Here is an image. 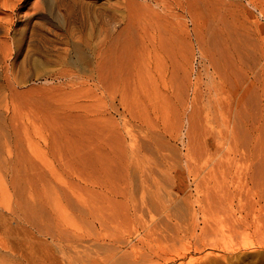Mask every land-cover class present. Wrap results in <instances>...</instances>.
<instances>
[{"label": "bare ground", "instance_id": "6f19581e", "mask_svg": "<svg viewBox=\"0 0 264 264\" xmlns=\"http://www.w3.org/2000/svg\"><path fill=\"white\" fill-rule=\"evenodd\" d=\"M54 1L55 3L51 7L52 8L55 7L59 13V16L61 13V15H63V17H65L66 20L68 21L75 20L76 18H79V15H81L83 17L90 18V20L101 19L102 21L103 19L104 22H106L104 27L102 25V29L104 31L103 35L105 34L104 49H106V54H107L105 56V58L107 57L106 59L107 64L105 63L107 66L106 67L107 73H106V77L105 78L103 77V79L100 81V85H102L105 92L109 94V98L111 101L107 103L108 106L106 108V114L103 110L102 112L104 114L101 115L97 111L99 110L97 108L99 107L97 105L98 104L97 102L100 99H98V96H96L97 93L92 94L97 97L98 101L95 100L96 97L95 98L92 97V99L94 98L95 100V103L93 101L94 110L92 111L93 114L91 118L88 120V122L90 121V127L88 129L90 128L91 129L89 132H87L88 134H90V136L87 135V137H89L88 138L89 140L87 139L88 151L85 156L87 162H85V167H84V173L86 178L84 179L87 182L89 181L88 182L89 186L90 185L91 186L90 189L89 187L88 189L91 191L88 190L89 192L87 191H86L87 193L84 192L86 197H84L85 195L82 196L81 194H78L80 193L78 191L76 194L74 191L73 192L69 191V189L60 188L58 192H56V194L54 192V198L52 200V195L50 196L49 194H47L45 188L38 187V182L40 183L43 181V173H41L38 170L36 165H33L30 162L27 163L26 159H24V155H21L20 152L15 151L14 154L12 153L11 150L8 149L11 146V144L14 142V138L13 136H11L10 133L7 134L4 132V130L6 129L4 125L0 126L4 128V129L2 128L0 129V163H2V165L1 164L0 165L5 166L6 174L10 176L16 183L15 192L17 197L13 205H10L7 208H3L0 206V264H145V258L147 257L148 253L146 252V248H142L143 247L142 244L140 245V247L138 245V243L143 242L142 241L143 239H141L140 241H137V238L132 239L133 238L132 233L134 232L133 234L135 236V233L137 232L136 228H138L137 227L138 225L135 226L136 228L134 227L132 228V225L133 223L135 222L137 223L139 220L142 219H143L142 222L145 221L143 217H145L146 219V216L145 215L143 216V214L146 213L143 212H147L148 210L144 211L145 210L144 208L147 209V207H150V209L152 208L153 210L156 209L155 210L156 212L154 211L155 217H156V213H158L157 215L160 214V212H157L160 211L159 208H161V213H162L163 211L162 209H165V207L168 205L167 202L170 200V198L169 200H166L165 198L166 196L164 195L168 191H169V193H167L168 195L166 194L167 198L169 195L173 196L174 194L173 192H171L172 193L171 194L170 190H167L166 193L164 194L160 193V187L159 186L156 187V185H159L161 181L159 180L158 183L154 178L155 174L153 175L152 172H156V170L152 171L151 169L152 166L148 167L150 173L148 172L147 168L145 171L144 167L148 162L144 164V162L146 161V160L144 161V156L148 155V153L147 155H145L146 154L145 152H148L146 150H148L150 146H148V149L146 148V150L143 152L144 153L143 156V154H141L142 152H140L141 147L137 148L139 146H142L145 149L143 144L142 145L138 144V146L136 147L135 142L138 140H136L135 142L132 140L135 143L134 144L130 142L131 144H134L132 145L134 147L131 148L133 149L132 150L133 156L136 153H139L140 155L143 156V158L142 156L140 158L144 162L142 163L141 159L140 160L138 159L139 157L137 158V161L135 157L134 163H133L134 158L133 160L131 159L129 160L130 157L128 158V154H127L128 149L126 148V143H128L127 136L123 131L124 129H121L120 123L116 121L115 119L116 117H114L115 115H117L120 116V118H122L124 112L121 111V109L123 107L125 108V105L130 104L129 101L127 102L128 104H125L126 97L129 93H133V92L127 93L129 91L127 90L128 87L127 85L131 83L130 77L132 76L133 79L134 76L132 72H131V76L129 73V79L127 78L128 75L125 76V78L129 80V83H126L128 82V80L125 82L126 79L124 78V75L126 73L124 74L123 73L124 71L122 69L124 59L122 58L121 54L126 49L125 46L128 44V37H127L128 34L126 36V30L131 33L134 30L135 32L140 34L142 38H146V37L149 38V40H145V39L143 40L142 46L144 48L147 45H151V47L153 46V48L154 47L157 48V49L155 48L156 50L154 49L156 52L158 49H160V51L165 54L168 63L164 57H162L164 61L159 60L160 63L166 62L165 64H163L166 66L169 64L168 68L169 66L171 67L172 75L173 73L176 74V76L173 75L175 77V78L173 77V79L178 78L181 81L177 84V86L180 89L178 88L176 92L180 90L181 93V95L179 93L181 97L178 96V98L180 97L179 103L184 107L182 115L185 116L186 111L191 110L189 116L186 117L188 129H189L187 159L198 160V162L199 160L205 161L204 164L207 166V168H209L208 174L211 175L212 177L214 176L216 177L217 175H222L224 180L229 178H234V179L240 178L241 176L246 177L250 174H253L251 173L252 167L257 165V163L256 164L254 163V153H255L253 148L254 146H256L255 148H257L258 146L257 149L260 150L259 154L260 155L262 154L261 156L258 155V157L256 158L264 159L263 156L264 154L261 153L264 147L259 148L260 140H257L259 143L257 142L258 145H255L256 142L254 144V139H253L254 132H256V129L258 128L259 130L261 129L263 125L261 121L264 120V64L262 63L260 66L259 64L258 65L255 64L257 66L251 65L250 63L253 60L254 62H259V61L255 60L254 58L252 61H248L247 59H245L246 57L244 56L245 54L243 55V53L239 51V49L242 48L237 47L235 42H234L235 45H233L232 47H227L226 42L228 40L225 42L223 41L226 44L225 45L226 47L223 46L224 45L223 42L220 43V40L222 41V39L219 38V33H220L219 29H218V35H215V34H211L210 32L208 33L209 30L207 32L204 31L201 32L197 28V24H198L197 20L199 21L201 20V18L210 19L207 17V15L211 16L210 14H212L214 10L215 12L217 11L215 5L218 0H208V1H204L202 4L201 2H199L200 0H54ZM201 5H204V7ZM248 5L253 6L251 5V2ZM85 6H88V8L86 7L87 8L86 10H84ZM172 6L173 7L176 6V7L172 8ZM42 8L40 7V0H34V1L0 0V11H2V13L3 12L5 13L7 11L10 12L9 14L7 13L8 15L6 16L8 18L11 17L9 18V20L6 19V17L3 18L4 17L3 15L5 14L2 13H1L2 18L0 17V70L3 71L4 75L2 74L3 75L2 77L5 80H9L11 78L12 72L10 71L13 69L14 66H16L17 62L22 63L21 65H23L24 63L26 65V63H29L32 53L29 52L27 54L25 53L26 54L25 56H22L23 55L22 53L24 52L23 50H25V52L28 51V50L26 51V49L28 48L25 47L28 43V40L30 38L32 39L34 35L33 33L32 34L30 33L31 35L30 34L26 35L25 26L26 25L31 26V30H33L34 33H35L34 30L36 29L39 31L38 28H40V31H42L41 30L42 25L36 21H33L35 15L38 14V12H40ZM253 8L254 10H256V12H258L260 17L264 19V11L263 10L260 11L258 5H254ZM49 10H51V8L48 9V11ZM57 11L54 13H57ZM219 11H221L220 8ZM215 12L213 15L216 14ZM16 17H17V21H15ZM186 18H191V20H193V23L195 25V30H193L194 31L193 33H191L190 30H187V27L185 25L187 23L183 21V19ZM15 22H18V25L24 27V33L18 27L17 29L15 28ZM213 23L215 24V22ZM199 25L200 24H198V26ZM207 25L206 27H209ZM214 27L215 26H213V28ZM217 28H215V30H217ZM13 30L16 32L15 34L13 33ZM70 30L67 29V31ZM220 34H223V32H221ZM19 35L21 36V38H19ZM37 35L39 36V34ZM71 36L72 38H74L73 33L71 34ZM35 37L34 40L38 39V38L35 39ZM193 37L195 38L194 40L192 39ZM226 37L225 39H227ZM38 40L36 42H39ZM25 41L27 43H25ZM147 41L149 42V44ZM193 42L195 43V45ZM230 42H232L233 44L232 40ZM35 44L36 43H34V45ZM74 46H75L74 50L80 56V59H83L84 58L83 47L78 44ZM56 48H58L57 45ZM56 48H52V49H56ZM249 57L250 56L246 58ZM25 67L26 66H23V69ZM14 68L16 69L17 67ZM165 68L166 67L163 68V71H165L164 70ZM199 68H202V70L200 71ZM15 69H13L14 72ZM23 69L22 68L20 69V71L21 70L23 71L21 73L25 72ZM125 72H127L128 74V71ZM25 73H27V71ZM98 75L100 74L98 73ZM140 76L142 75L140 74ZM193 77H195V79ZM100 78L102 77L100 76ZM145 78L141 77V79L139 80H137L136 78V80L139 82V86L134 88V90L139 95V97L137 95V98L139 100L138 103L139 109H137L138 111L136 113L140 111V117H138L139 113L138 116L136 113L131 115V117L136 115L138 118H140L138 120L141 121L142 126L143 124L146 123L147 108H149L147 106V100L148 97L150 96V94H148L149 88L148 85H146L147 80ZM192 78L194 79V81L192 80ZM24 81L26 82V80ZM185 82H187V84H185ZM176 83H177V79H176ZM3 84L4 83L2 82L1 85ZM185 90H188V92H192L193 94L192 100L186 105V107L184 101ZM254 91H257L256 102H258L257 109H259L256 111V113H258L257 118H255V114L253 113ZM136 92L135 95L137 94ZM129 95L131 96V94ZM104 103L106 104V102ZM92 112L90 111L89 114ZM132 112L133 110L129 112V114H132ZM4 113L0 111V116L3 115ZM6 115L7 114L3 115L4 119H1V121L6 120L7 122L8 116ZM136 116H134V118H137ZM1 124L2 123H0V125ZM126 125L127 124L125 123L124 126ZM257 125L258 127H256ZM137 126L140 125L137 124ZM65 130L63 131L65 132L64 135L66 137L67 136L73 137L71 135L72 134L74 135V133L71 131V129H69V132L68 131L66 132ZM125 131L127 130L125 129ZM54 132L55 130L52 131L53 141H54L52 154L55 158H57L59 156L61 157L60 151L62 149L64 148L67 150L69 149L70 143L66 141V143L61 144L60 135H62L63 133H59L60 131H58L56 136L54 135ZM132 138L134 139V136ZM147 138L148 137H146L145 140ZM141 142L143 143L144 141L142 140L140 141V143ZM153 143L148 142V145L150 144L153 145ZM156 143L159 144L158 142ZM131 144L129 146H131ZM156 148L158 149L157 145L155 147V150H157ZM151 150L152 149H149L150 155L151 152L155 151V150L153 151ZM159 151L161 150L159 149ZM72 155H75V157L77 158L76 150L75 153L73 150ZM150 155H148L147 157L148 159ZM156 155L160 156V153L158 152V154ZM261 159L259 160L260 161L259 163L260 164L262 163L261 168H264L263 167L264 162H261L263 160ZM157 162L161 164V161L158 160ZM157 162L154 163L157 164ZM23 163L28 164L27 168L26 167L22 168ZM259 163L258 166L260 167ZM258 166H256V168ZM164 167L165 166H163L162 168ZM142 169L143 171H145L144 173L141 171ZM139 171H141V173L143 174L140 175L141 173ZM137 172L140 174H136ZM146 172H148L151 175L147 174ZM133 174L134 175L136 174L138 176L140 175L142 178L140 182L141 185L136 183V185H140L141 194L140 193L137 194L136 192L137 190L134 189L135 187L132 183L134 179L133 180L130 179L132 177L135 178ZM146 174L148 176H146ZM31 176H34L35 178ZM163 176H165L164 179V183H165V181H167L168 178L164 174ZM150 177L152 178V181ZM23 178H25L26 180L24 179L25 180L24 181ZM139 180L137 182H139ZM23 181H24V185H26V187L24 186V188L22 187ZM153 186L156 187L157 189L156 191L152 190ZM173 188L174 187L172 186L171 191H173ZM185 189L189 190L190 187H186L185 185ZM223 189L233 193H236L237 191L234 190L232 186H228V185H225ZM65 190H68L69 192ZM137 195L142 196L141 198L138 199L140 200L142 206L139 204V201L137 200ZM180 196H178L177 198H179ZM183 197L185 196L183 195ZM229 197H231L230 198L231 202L234 203L236 201L238 203V209L240 212H241V208H244L246 206V203L249 202V198L245 194L229 195ZM171 202H173L171 203L172 205L174 204L175 200H172ZM251 203H252V208L255 210L258 206L261 205V203H264V195H258V198L252 199ZM166 208L168 209L169 207ZM150 209L149 212L151 211ZM232 209H234L233 206ZM260 209L261 207L257 208V210ZM149 212H147L148 215L152 213L150 212L149 214ZM166 213L163 216H166ZM140 215L142 216L141 217L142 219H138ZM155 217L150 216L151 219ZM162 218L166 219V217H162ZM136 219H138V221H136ZM246 219L245 217L242 216L236 218L237 220L236 222L238 224L236 225L237 226L236 231L237 228L241 229L239 227L244 221H247ZM78 220L81 223L86 224L85 227L87 225L88 227L91 225L92 232L91 230H89V232L91 233L85 234V232L82 233L81 231H79L78 230L79 228L75 224L76 221ZM149 220L146 222H149ZM142 222L140 221V224H142ZM156 223L158 224L159 221H156L154 223L155 226H157ZM125 225L130 226L129 229L133 231H129V232L125 231L123 233L119 232L123 230L120 228L121 227L124 228ZM160 225L161 224H158V226ZM167 225L170 227L169 224ZM155 226L152 225L153 228ZM144 227H142V229ZM152 227H150V229ZM160 227L158 228L160 229L164 228L163 226ZM156 228L157 227H155V229ZM160 229L158 230L159 232ZM124 230L126 229L124 228ZM149 230L147 231L149 232ZM151 230L150 232L152 233L153 231ZM162 231L165 232L163 229ZM162 231L160 232L161 234ZM148 232H146L145 234L143 233L144 236ZM156 232L154 231L153 235ZM152 243H154V241H152ZM145 244L148 245L149 242L147 241V243ZM203 244L204 243H202L201 245L202 247H199L196 250L204 252L203 249L206 246H204ZM210 245L209 247H211ZM149 246L153 247V245L151 244ZM260 246L262 247L263 245L261 244ZM249 247H247L246 245V247H244L245 248L244 251L246 250L247 252V249H250ZM140 248L145 249V252L142 253L140 251L141 250ZM187 249H189V247ZM241 249L238 250L241 251ZM240 251L238 253L239 255L241 254ZM253 251L254 250H252V252ZM187 252L190 251L187 250ZM214 254L212 251H207V253L204 254L203 260L209 261V264H223L219 262V259L215 260L210 258ZM243 254L247 255V253H242V255ZM144 255L146 256L145 258ZM181 255L178 254V256L180 257ZM185 256L183 257L186 258ZM214 256L218 257L217 255ZM241 257L242 256H240V258ZM168 258H167L168 261L165 262L164 264H170L172 262V258L174 257H171V260L170 257ZM224 259L227 260V258ZM259 259H260L259 261H257L258 259L257 260L255 259L257 261V264H264V257H260ZM148 260L151 261L150 258ZM247 260H250L248 264H251V262L253 261L252 259L249 258H246V261ZM149 261H147L148 263L146 264H149ZM198 261L194 259H190L188 263L182 261L180 262V264H192V263H198ZM159 263L161 262H158V264ZM231 264H245V263L244 260H239L238 263H231Z\"/></svg>", "mask_w": 264, "mask_h": 264}, {"label": "rangeland", "instance_id": "374dc122", "mask_svg": "<svg viewBox=\"0 0 264 264\" xmlns=\"http://www.w3.org/2000/svg\"><path fill=\"white\" fill-rule=\"evenodd\" d=\"M53 1L40 0V7L41 8L46 7V8L44 9L42 8L43 10L41 9L40 12H38V14H36L33 19V21H36L42 25V27L40 25L42 31H40V28H38L39 31L36 29L34 30L35 31L34 33L33 30H31V26L26 24H25L26 26L24 25L26 27L25 30L26 35L33 33L34 37L36 36L35 39L36 38L40 39L42 37L40 40L38 39L34 40V37L32 38L33 40L30 38L29 39L30 41L28 40V43L25 41V43H27L25 48H28L26 49V51L27 50L28 51L25 52V50H23L24 52L22 53L23 54L22 56H25L28 52L32 53L29 63H26V65L25 63L21 65L22 63L17 62L16 66H14L17 68L15 69L13 67V69H15V72L13 69L10 71L12 73H11V78L9 80H5L2 77L4 74L3 71L0 70V78L1 81L4 83L3 85H1L2 82L0 81V92L2 93V95L0 93V106H1L0 111L3 113L5 111L3 115L7 114L6 116H8L7 122L6 120L1 121V119H4V116L3 115L0 116V123H2L0 126L4 125L6 127L4 132L7 134L10 133L11 136H13L14 138V142L11 144V146L8 149L11 150L12 153L14 154L15 151L20 152L21 155H24V159H26L27 163L30 162L33 165H36L38 170L41 173H43V181L40 183L38 182V187L45 188L47 194H49L50 196L52 195V200L54 198V192L56 194V192H58L60 188L69 189V191L71 192L74 191L76 194L78 191L80 192L78 194H81L82 196H84L85 193L91 191L89 190L91 186V185L89 186L88 183L89 181L87 182L84 179L86 178L84 173V167H85V162H87L85 156L88 151L87 139L89 138L87 137V135L90 136V134H88L87 132H89L91 129V128L88 129L90 127V121L88 122V120L91 118L93 114L92 111L94 110L95 100L98 101V99H100L97 102L98 103L97 105L99 106L97 107L99 109L97 111L101 115L104 114L102 112L103 110L106 114V108L108 106L107 103L111 101L109 98V94L105 92L103 86L100 85V81L103 79V77L104 78L106 77V73H107L106 71L107 57L105 58L107 54H106V49H104L105 34L103 35L104 31L102 29V25L104 27L106 22H104L103 19L102 21L101 19H93L94 20L93 21L90 20V18L83 17L81 15H79V18H76L75 20L68 21L66 20L65 17H63V15H61V13L59 16V13L55 7H53L54 9L51 7L55 3V1L54 2ZM204 1H208V0H200L199 2H201L202 4ZM250 2L251 5L253 6L258 5L260 11L261 10L264 11V0H218L215 5L217 11L215 12L214 10L216 14L213 15L214 14L213 12L212 14H210L211 16L207 15V17L210 19L201 18V20H199L200 23L197 20L198 24H200L199 26L197 24V28L201 32L203 31L207 32L209 30L208 33L210 32L211 34H215V35H218V29H219L220 33L223 32V34L219 33V38L222 39V41L219 39L220 43L228 40L227 41L228 43L226 42L227 45L223 42L224 44V45L222 44L223 46L226 45L227 47H232L233 45L236 44L237 47L242 48L239 49V51H241L243 55L245 54L244 56L246 57L250 56L249 58L245 57V59H247L248 61H252L254 58L255 60L259 61V62H254L253 60L250 63L251 65L257 66L259 64L260 66L262 63L264 64V19L260 17V15L258 14V12H256V10H254L253 6L248 5ZM201 6L204 7V5ZM86 7L88 8V6H85L84 10L87 9ZM174 7L172 6V8ZM50 8L51 10L48 11V9ZM219 8L221 9L222 12L219 11ZM56 11L57 13H54ZM1 13L2 11H0V17L2 14H5L3 15L4 16L3 18L6 17V19L8 20L9 18H11V17L8 18L6 16L10 13L8 11L5 13L3 12L2 14ZM50 14L52 15V17ZM186 19H183V21L187 23L185 24L187 30H190L191 33H193L194 32L193 30H195V25L193 23V20H191V18H186ZM204 20L206 24L204 23ZM15 21H17V17ZM99 22L101 23L103 22L104 24L103 23L101 24ZM213 22H215V24ZM92 24H94L95 26ZM99 25L101 30L99 28ZM206 25L209 27H206ZM212 25L215 27L213 28ZM17 27L20 30H22V32L24 33V27L18 25V22H15V28L17 29ZM215 28H217V30H215ZM67 29L70 31H67ZM13 33L15 34L16 32L13 30ZM72 33L74 38H72L71 36ZM37 34H39V36ZM126 36L128 37V44L125 46L126 49L121 54L122 58L124 59L122 69L124 71L123 73L124 74L126 73L124 75V78L125 76L128 75L127 78L129 79V73L131 76V72L134 76L133 79L132 76L130 77L131 83H129V80L125 78L126 79L125 82L128 80V82L126 83H129L127 85L128 86L127 90H129L127 93L129 92H133V93H129L131 94V96L129 94L127 95L126 93L127 97L125 104H128L127 103L128 101L130 104L125 105V108L123 107L121 109V111H123L125 115L122 112L123 114L122 118H120V116L117 115H115L114 117H116L115 118L116 121L120 123L121 129H124L123 131L127 136V142H128L126 143V148L128 149L127 154H128V158L130 157L129 160L130 159L133 160L134 158L133 163L135 162V157L137 161V158L139 157L138 159L140 160L141 159L140 157L142 155L136 153L133 156L132 153L133 149L131 148H133L134 146L132 145L136 143L135 146L137 147L138 144L140 145L143 144L145 149L142 146L137 147V148L140 147L143 148V149L140 148L141 150L140 152H142L141 154H143V156H144L143 152L146 150V148L148 149V146H150L149 149H152L151 151L155 150L156 145L158 146V149L156 148L158 151L155 150L151 152V155L149 154L150 153L149 149L146 150L148 152H145L146 153L145 155H147L148 153V155H150L149 159L147 158L148 155L144 156V161L145 160L146 161L144 162L141 159V162L142 163L144 162V164L148 162L150 164V166L148 163L146 164V166L144 167L145 171L147 168L149 172L150 170L148 167L151 166H152L151 168L152 171L156 170V172H152V174L153 175L155 174L154 178L158 183L159 180L161 181L159 185H156V187L157 186L160 187L161 194L166 193L167 190H170V193L173 192L174 195L173 196L169 195L168 198H167L168 195L167 193H169V191L166 193L167 195L166 194L164 195L166 196L165 197L166 200H169V198L170 200L171 199L175 200L174 204L172 205H171V203H173L171 202L172 200L171 201L169 200L170 202L168 201L169 203L167 202L168 205L166 206L169 208L167 209L165 207V209H162L163 210L162 213H161V208H159L160 211L157 212H160L162 216L160 214L157 215L158 213H156V217H155L154 213L156 212L155 211L156 209L153 210V208L150 209V207H147V209L144 208L145 209V210L143 209L144 211L148 210L147 212H149L150 209L151 210L150 212L152 213L150 214L149 212L150 215H148L147 212H143L146 213L143 214V216L144 215L146 216V219L145 217H143L145 221L142 222L143 219L141 218L142 216L140 215L138 219H142V220L138 221V219H136V221L138 222L137 223L135 222L136 224L133 223V225L135 224L134 226L132 225V228L133 227L136 228L135 226L138 225L137 226L138 228H136L137 232L135 231L138 235L135 233L134 236L133 234L134 232H133L132 239L137 238V241L143 239L142 243H138V242L137 243L139 247L142 244L143 247L142 246L141 247L146 248V252L149 254V256L147 254V257L145 256L146 253L144 255V258L146 257L145 264L148 263L147 261H149L148 260L149 258L151 259V261H149V264H154V262L155 264H158V262L164 264L165 262L168 261L169 259L168 257H170V260L171 257L175 258V259L172 258V262L170 264H180V262L182 261L188 263L190 259H194L196 261L199 260L198 263H192V264H209V261L203 260L204 254L207 253V251H212L213 254L215 253L214 255L218 256L215 257L213 255L210 258L215 260L219 259V262L223 264L238 263L239 260H244V263L248 264L250 260L246 261V258L253 260L252 262L254 263L251 262V264H257V261L260 260L259 258L264 257V203H261V205L257 207V208L261 207L260 210H257V208L254 210L252 208V203H251L252 199L258 198V195H264V168H261L262 163L261 164L259 163L260 162L259 160L261 158L258 159L256 158L258 157V155H260L259 154L260 150L257 149L258 146L257 148H255L256 146L253 147L255 152L254 163L255 164L257 163V165L253 163L255 165V166L253 165L254 167H252V171H251V173L253 174H250L246 177L241 176L240 178H235L236 180L234 178H229L224 180L222 175H217L216 177L215 176L212 177L211 175L208 174L209 168H207V166L204 164L205 161L199 160L198 162V160L187 159L189 129H188L186 117L189 116L191 110L186 111L185 116L182 115L184 107L179 103L181 93L180 90L176 92L179 88L177 84L181 81L178 78H176L177 79V83H176V79H173L174 77L173 75L176 76V74L173 73L172 75L171 67L169 66L168 68L169 64L166 66L163 65L166 62L165 63L161 62L162 64L160 63V61H164L162 57H164L166 60L165 54L162 53L160 49L157 50L158 52L157 54V52L155 51L157 49L156 47L153 48V46L151 47V45H147L144 48L142 46L143 40L144 39L149 40V38L147 37L142 38L140 34L135 32L134 30L132 33L126 30ZM225 37L227 39H225ZM19 38H21L20 35ZM192 39L194 40L195 38L193 37ZM37 40L39 42H36ZM231 40L233 41V44L232 42H230ZM33 42L36 44L34 45ZM50 42L51 45L53 44L55 45L51 46ZM77 44L82 46L84 49L83 59H80V56L74 50L75 47L74 45ZM56 45L58 48H56ZM52 48H56L58 50ZM166 61L168 63V60ZM23 66H26L25 67L26 70L25 68L23 69ZM19 67L20 69L22 68L25 72L27 71V73L25 72L21 73L23 71L22 70L20 71ZM164 67H166L164 69L165 71H163ZM199 69L200 71L202 70V68ZM96 70L100 75H98ZM125 71H128V74ZM91 73L95 75L93 76ZM17 74L19 75V77ZM140 74L142 76H140ZM27 75L30 76L28 77ZM100 76L102 78H100ZM141 77L142 78L146 77L145 79L147 80V82L146 80L145 82L149 88L148 94H150V96L148 95L149 97L147 100V106L149 108H147L146 123L143 124V126L141 121L138 120L140 119L138 118L140 117V111L138 112L139 116L138 113H136L138 111L137 109H139V104H138L139 100L137 98L138 93L134 90V88L139 86V82L137 80L141 79ZM193 78L195 79V77ZM193 78L192 80L194 81ZM24 80H26V82ZM185 84H187V82H185ZM135 92L137 93L136 95ZM95 93H97L96 96H98V99L96 96L92 95ZM178 96L180 97L178 98ZM192 96H193L192 92H188V90H185L184 92L185 107L192 100ZM92 97L94 98L96 97V99L94 100V98L92 99ZM253 97H254L253 113L255 114V118H257L258 113H256V111L259 110L257 109L258 102H256L257 91H254ZM104 102H106V104ZM100 106H102L103 108ZM132 110H133L132 114H129V112H131ZM90 111L92 113L89 114ZM134 113L137 114L138 117L134 115L137 118H134V116L131 117V115H133ZM261 122L263 123L261 129L260 130L259 128L256 129V132H254L253 135L254 144L256 142L255 145H258L259 142L257 140H260L259 148L264 147V128H263L264 120ZM125 123L127 124L126 126H124ZM137 124L140 126H137ZM256 127H258V125ZM1 128L2 127H0V129ZM69 129H71V131L74 133V135L73 134L71 135L73 137L69 136L70 138L68 136L66 137L64 135L65 132L63 131L65 130L66 132L67 131L69 132ZM125 129L127 131H125ZM53 130H55L54 135L56 136L58 131H60L59 133H63L62 135L59 134L61 136L60 137L61 144L66 143V141L70 143V146L68 145L69 149L68 150L65 148L62 149L60 151L61 157L59 156L57 158H55L52 154L54 147L53 146L54 141L52 135ZM133 136L134 139L132 138ZM146 137L148 138L145 140ZM132 140L134 142L138 140L139 142L136 141L134 143ZM142 140L144 142L140 143V141ZM130 142L134 144H131ZM148 142L149 143L154 142L155 145L154 143L153 145L152 144L148 145ZM156 142H158L159 144H157ZM130 144L131 146H129ZM159 149L161 151H159ZM73 150L74 153L76 150L77 158L75 157V155H72ZM262 150L261 153L264 154V148ZM158 152L160 153L161 157L163 156L162 157L163 159L159 155H156L158 154ZM152 153L155 155H153ZM157 159L161 161V164L157 162L158 161ZM263 160L261 162H264ZM154 162L155 163L157 162L158 165L155 164ZM258 163L260 164V167L258 166ZM0 164L2 165V163ZM27 165L28 164L23 163L22 168L24 167L27 168ZM163 166L165 167L162 168ZM256 166H258L259 168L258 167L256 168ZM263 167H264V163H263ZM141 171L143 173L145 172L143 171V169ZM141 171L139 172L141 173ZM148 172L146 173L149 174L150 172L149 173ZM140 173L137 172L136 174H140ZM143 173H141L140 175H142ZM136 174L135 175L133 174L135 178L132 177L130 179L132 180L134 179L132 181L135 187L134 189L137 190L136 191L137 194L138 193L141 194L140 182L142 178L140 175L138 176ZM147 174L146 176H148ZM163 174L166 175L168 178V179L166 178L167 181H165V183H164L165 176H163ZM24 179L25 178H23V180ZM138 180L139 182H137ZM24 181L22 182L23 188L24 186L26 187V185H24ZM136 183L140 185H136ZM185 185L186 187H190V189L189 190L185 189ZM225 185L232 186L234 190H237L236 193L226 191L225 189H223ZM172 186L175 188V189L173 188V191H171ZM156 187L153 186L152 190L156 191L157 190ZM15 189H16V183L10 176L6 174L5 166H1L0 167V206L1 207L7 208L10 205H13V203L17 198ZM235 194L236 195L245 194L249 198V202L246 203V206L244 208H241V212L238 209V203L236 201L234 203L230 201L231 197H229V195H235ZM183 195L185 197H183ZM178 196L180 197L177 198ZM84 197H86V195ZM141 197H142L141 195H137V200ZM138 201L139 204L142 206L140 200ZM169 204L171 207L169 206ZM232 206L234 207V209H232ZM165 213L166 216H163ZM150 216L155 217L153 218L154 220L151 219ZM241 216L245 217V219L247 218L246 219L247 221H244L241 224V226L239 225L240 227L239 226L238 227L241 229L237 228L236 231V227H237L236 225H238L236 222L237 221L236 218ZM162 217H166V219ZM147 219L148 220L150 219L149 222H146L148 221ZM151 220H153L154 222ZM155 220L159 221L158 224H161L160 226L164 227L162 229L165 232H163L162 229H160L161 227L158 226L157 223H156L157 226H155L154 224L156 222ZM164 220L166 221V223ZM140 221L142 222V224H140ZM150 221L151 223L152 222L153 223L151 224ZM160 222H162L163 224ZM75 224L79 228L78 230L81 231L82 233L85 232V234H89L92 232V228L90 224L89 227L88 225L85 227L86 224L81 223L79 220L76 221ZM167 224H169L170 227ZM152 225L157 228L158 227L160 228L155 229V227L153 228ZM125 226L124 228L126 230H124V228L121 227L120 229L123 230L119 232L123 233L125 231L126 232L133 231L129 229L130 226H126L127 228ZM142 227L144 228L142 229ZM150 227H152L153 229L151 228L152 229L151 230ZM83 228L86 230H84ZM149 229L153 232L157 231L156 233H158L159 232L158 230L160 229V232L162 231V234L159 232L158 233L159 235L156 233H154L153 235V232L151 233ZM89 230H91V232H89ZM147 230H149V232ZM145 231L148 232L145 235L147 238L144 236V234L146 233ZM165 235L168 236L166 237ZM147 241L149 242L148 245L145 244L147 243ZM152 241H154V243H152ZM202 243H204L203 245L206 246L203 249L204 252L197 251L196 250L197 248L202 247L201 246ZM150 244L153 245V247L149 246ZM261 244L263 245L262 247L260 246ZM209 245L211 247H209ZM246 245L247 247L250 246L249 247L250 249H247V252L246 250L244 251L245 249L244 247H246ZM188 247L191 250L187 249ZM149 248H151L152 250ZM229 248L231 251L229 250ZM238 249H241L242 252ZM187 250L190 252H187ZM252 250L254 251L252 252ZM140 251L144 253L145 249H141ZM239 251L241 253L240 255L238 254ZM249 252L252 254H250ZM242 253H247V255L245 254L242 255ZM178 254L180 255L183 254V255H181L180 257L178 256ZM249 255L253 257H250ZM183 256H185L186 258H184ZM240 256L242 257L240 258ZM224 258H227V260ZM255 259L258 260L256 261ZM203 261H206L208 263Z\"/></svg>", "mask_w": 264, "mask_h": 264}]
</instances>
